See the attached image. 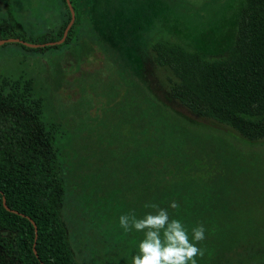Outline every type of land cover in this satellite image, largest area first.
<instances>
[{"label": "trees", "instance_id": "trees-1", "mask_svg": "<svg viewBox=\"0 0 264 264\" xmlns=\"http://www.w3.org/2000/svg\"><path fill=\"white\" fill-rule=\"evenodd\" d=\"M53 1L62 16L54 30L28 39L20 22L4 21L0 39L38 44L60 39L70 10L66 0ZM70 2L75 19L62 43L35 48L17 43L40 53L72 40L84 47L95 29L76 0ZM151 48L154 62L173 74L169 89L174 99L247 139L264 137V0H243L234 40L223 57L206 59L164 38ZM116 67L120 90L107 105L110 112L120 107L121 122L130 127V143L120 148L119 158L108 149L94 158L85 138L63 140L60 122L44 117L45 98L34 95L31 80H0V264H81L64 217L68 185L80 208L90 213L88 222L99 228L104 224L102 234L112 237L103 243L109 251L93 252L99 264H131L143 233L125 231L119 218L155 213L146 205L167 209L190 238L193 227L204 225L206 238L198 244L204 256L196 258L198 264H221L251 238L264 236L253 218L239 217L243 205L238 201L248 193L240 181L247 168L239 156L249 148L240 149L225 136L171 113ZM56 99V105L65 102ZM2 196L16 213L5 209ZM173 201L178 208L170 206Z\"/></svg>", "mask_w": 264, "mask_h": 264}, {"label": "rangeland", "instance_id": "rangeland-1", "mask_svg": "<svg viewBox=\"0 0 264 264\" xmlns=\"http://www.w3.org/2000/svg\"><path fill=\"white\" fill-rule=\"evenodd\" d=\"M52 2L0 0V23L18 21L22 24V33L28 39L35 38L54 30L62 18ZM76 2L92 21L95 29L89 33L92 39L84 47H77L72 40L44 53L27 50L17 42L0 44V80H31L34 95L45 98L44 117H55L60 122L63 140L70 143L85 138L90 144L89 152H96L94 158L107 149L119 158L120 148L130 143V127L121 122L120 107L115 110L114 106L110 112L107 105L108 97H113L112 93L120 87L115 80L121 73L117 72L118 76L113 73L119 66L171 113L225 136L240 149L249 148L239 156L247 168L240 181L248 190L244 201H238L243 205L239 217L253 218L258 232L264 235V137L247 139L226 124L195 115L174 99L169 89L173 74L154 62L151 48V43L164 38L206 59L225 56L234 40L243 0ZM101 44L104 48L100 49ZM57 97L65 102L54 104ZM63 209L77 260L81 264H99L93 252L101 255L108 250L104 240L112 241V237L102 234L104 224L99 228L88 222L86 217L90 213L80 208L77 193L69 185L63 194ZM241 247L238 253H231L229 258L225 256L221 264L264 263V236L251 238Z\"/></svg>", "mask_w": 264, "mask_h": 264}, {"label": "clouds", "instance_id": "clouds-1", "mask_svg": "<svg viewBox=\"0 0 264 264\" xmlns=\"http://www.w3.org/2000/svg\"><path fill=\"white\" fill-rule=\"evenodd\" d=\"M149 206L155 213H147L139 219L134 213L119 218L125 231L134 228L143 233L131 264H198L196 258L204 256V250L198 246L206 238L204 225L193 227L190 238L187 227L179 219H171L167 209L146 205ZM170 206L179 207L175 201Z\"/></svg>", "mask_w": 264, "mask_h": 264}, {"label": "water", "instance_id": "water-1", "mask_svg": "<svg viewBox=\"0 0 264 264\" xmlns=\"http://www.w3.org/2000/svg\"><path fill=\"white\" fill-rule=\"evenodd\" d=\"M66 2H67V5L69 7V10H70V20H69L68 24L66 25V27L64 28L62 37L60 39H58L56 41H49V42H45V43L38 44V43H30V42L24 41V40H22L20 38L8 37V38H2V39H0V44H4L6 42H20L23 45H26L28 47H34L35 48V47H43V46H46V45H57V44L62 43L65 40V38L67 36V33H68V31H69L70 27L72 26V24L74 22V19H75V12H74V9H73V7L71 5L70 0H66ZM2 204L5 207V209H7L8 211L15 212V213L17 212L16 210H13V209H11V208H9L7 206L4 196H2ZM29 219L31 220L32 224L34 225L35 231H36V226H35L34 222L32 221L31 218H29ZM33 250H34V252L36 254L35 248H33Z\"/></svg>", "mask_w": 264, "mask_h": 264}]
</instances>
